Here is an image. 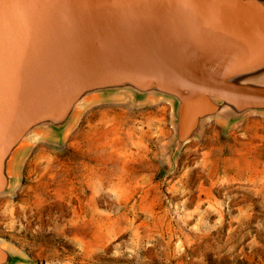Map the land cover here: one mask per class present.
<instances>
[{
  "label": "rangeland",
  "instance_id": "obj_1",
  "mask_svg": "<svg viewBox=\"0 0 264 264\" xmlns=\"http://www.w3.org/2000/svg\"><path fill=\"white\" fill-rule=\"evenodd\" d=\"M170 112L100 99L25 148L0 197L20 264H264V118L209 121L171 164Z\"/></svg>",
  "mask_w": 264,
  "mask_h": 264
},
{
  "label": "water",
  "instance_id": "obj_2",
  "mask_svg": "<svg viewBox=\"0 0 264 264\" xmlns=\"http://www.w3.org/2000/svg\"><path fill=\"white\" fill-rule=\"evenodd\" d=\"M124 96L170 103L171 164L209 121L264 118V0H0V197L32 141Z\"/></svg>",
  "mask_w": 264,
  "mask_h": 264
}]
</instances>
